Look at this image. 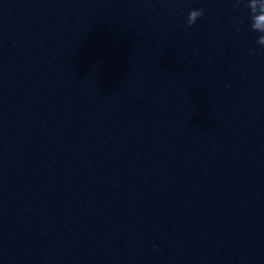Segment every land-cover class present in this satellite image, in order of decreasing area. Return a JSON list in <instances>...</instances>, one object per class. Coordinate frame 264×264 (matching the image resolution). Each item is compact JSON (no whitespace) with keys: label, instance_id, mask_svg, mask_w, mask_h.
I'll return each instance as SVG.
<instances>
[{"label":"clouds","instance_id":"1","mask_svg":"<svg viewBox=\"0 0 264 264\" xmlns=\"http://www.w3.org/2000/svg\"><path fill=\"white\" fill-rule=\"evenodd\" d=\"M244 3L247 9V20L251 31L259 33L257 44L264 46V0H237V4ZM204 14L203 8H193L189 11L187 17V26L191 27L196 24L197 20ZM238 23H244L243 20ZM255 55V52L252 51Z\"/></svg>","mask_w":264,"mask_h":264}]
</instances>
